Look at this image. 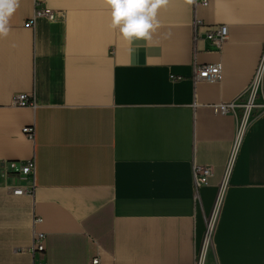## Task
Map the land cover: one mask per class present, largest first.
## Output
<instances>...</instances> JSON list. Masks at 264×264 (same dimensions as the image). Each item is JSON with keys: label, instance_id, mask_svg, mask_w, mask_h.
<instances>
[{"label": "crops", "instance_id": "crops-1", "mask_svg": "<svg viewBox=\"0 0 264 264\" xmlns=\"http://www.w3.org/2000/svg\"><path fill=\"white\" fill-rule=\"evenodd\" d=\"M157 20L129 44L104 0H19L0 37V264H193L221 188L204 264H264V81L244 128L212 108L247 100L264 0H169ZM203 64L220 78L195 80ZM32 159L35 193L14 195L2 166ZM196 165L212 169L198 190ZM36 232L46 250L32 254Z\"/></svg>", "mask_w": 264, "mask_h": 264}, {"label": "built area", "instance_id": "built-area-1", "mask_svg": "<svg viewBox=\"0 0 264 264\" xmlns=\"http://www.w3.org/2000/svg\"><path fill=\"white\" fill-rule=\"evenodd\" d=\"M210 2V0H194L195 6L197 5H206ZM36 14H42L47 16L49 19L55 20L60 16L50 8H40L37 7ZM202 23L201 20L196 19L193 26L196 31L199 25ZM196 33V32H195ZM229 33V29L227 25H220L215 30H210L207 33L209 39H211L212 43L220 48L223 42L227 39ZM221 75V66L219 64H203L197 65L195 67V80H207V81H216L220 78ZM264 81V53L263 56L255 70L252 81L247 89V100H242L241 97L237 100H233L231 102H221L219 104H215L212 106L213 110L217 114H228L233 113L237 114L239 112V116L241 117V129L244 128L248 120L253 116V110L257 107L256 99L261 93V89ZM14 104L17 106H27L33 104V101L27 94H18L14 98ZM23 133L30 139L35 138V127L34 126H26L23 128ZM3 172L8 176H16L19 180L18 183L13 186H9L12 193L14 195L23 196V195H33L37 188L36 181V163L35 160H30L26 162L24 165H21L19 169L16 168L15 162L6 161L2 166ZM212 175V169L208 166L196 165L194 168V177H195V186L198 190L199 188L206 186L209 184V178ZM222 197V188L218 195V203L219 198ZM221 202V199H220ZM220 205V204H219ZM38 221H41V218H38ZM216 221V218H215ZM211 222V219L210 221ZM215 225V223H214ZM213 229L208 233V229L206 231L205 239L199 253L197 254V258L193 264H204L205 263V254L209 247L206 248V243L210 244ZM46 241L47 234L43 232H36L34 234V240L31 246L28 248L32 254L43 253L46 250ZM27 251V250H24ZM34 264H44L41 261L34 262ZM93 264H98V259L93 260Z\"/></svg>", "mask_w": 264, "mask_h": 264}, {"label": "clouds", "instance_id": "clouds-1", "mask_svg": "<svg viewBox=\"0 0 264 264\" xmlns=\"http://www.w3.org/2000/svg\"><path fill=\"white\" fill-rule=\"evenodd\" d=\"M191 2V0H189ZM111 9L113 29H119L125 41H152V34L159 27L157 11L169 0H104ZM19 0H0V37H6L10 28L9 18L18 7Z\"/></svg>", "mask_w": 264, "mask_h": 264}, {"label": "rangeland", "instance_id": "rangeland-1", "mask_svg": "<svg viewBox=\"0 0 264 264\" xmlns=\"http://www.w3.org/2000/svg\"><path fill=\"white\" fill-rule=\"evenodd\" d=\"M217 200H218V198H217ZM216 206H217V203H216V205H215V207H214V209H213V211H212V213H211V219H212V217H213V214H214V212H215V209H216ZM220 206V205H219ZM218 211H219V208H218V210H217V214H216V219H217V215H218ZM210 223V222H209ZM214 223H215V220H214ZM214 223H213V227H214ZM211 243V242H210ZM210 245V244H209Z\"/></svg>", "mask_w": 264, "mask_h": 264}, {"label": "bare ground", "instance_id": "bare-ground-1", "mask_svg": "<svg viewBox=\"0 0 264 264\" xmlns=\"http://www.w3.org/2000/svg\"><path fill=\"white\" fill-rule=\"evenodd\" d=\"M207 229H208V233L213 229L212 228V223L210 222L209 224H208V227H207ZM207 245H206V248L208 247V241H207V243H206Z\"/></svg>", "mask_w": 264, "mask_h": 264}]
</instances>
